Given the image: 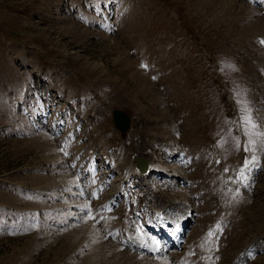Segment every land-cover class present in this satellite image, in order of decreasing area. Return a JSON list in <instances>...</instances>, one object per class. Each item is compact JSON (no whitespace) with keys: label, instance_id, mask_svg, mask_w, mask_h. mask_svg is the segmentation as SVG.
I'll use <instances>...</instances> for the list:
<instances>
[{"label":"rangeland","instance_id":"obj_1","mask_svg":"<svg viewBox=\"0 0 264 264\" xmlns=\"http://www.w3.org/2000/svg\"><path fill=\"white\" fill-rule=\"evenodd\" d=\"M262 85L264 0H0V264H171L176 199L192 240L234 212L229 261L264 233V172L236 181Z\"/></svg>","mask_w":264,"mask_h":264},{"label":"water","instance_id":"obj_2","mask_svg":"<svg viewBox=\"0 0 264 264\" xmlns=\"http://www.w3.org/2000/svg\"><path fill=\"white\" fill-rule=\"evenodd\" d=\"M114 122L117 128L121 132H125L131 127V118L129 114L122 109H114ZM137 167L142 173H147L149 171L150 162L149 159L145 156L136 155L135 156Z\"/></svg>","mask_w":264,"mask_h":264},{"label":"bare ground","instance_id":"obj_3","mask_svg":"<svg viewBox=\"0 0 264 264\" xmlns=\"http://www.w3.org/2000/svg\"><path fill=\"white\" fill-rule=\"evenodd\" d=\"M157 168H158V169H161L159 165H157V164H155V163L151 164V170H152V171H153V170H154V171H157ZM157 172H159V171H157ZM176 201L178 202L179 200L176 199ZM169 203H170V202H169ZM169 203H168V204H169ZM180 214H181V213H180Z\"/></svg>","mask_w":264,"mask_h":264},{"label":"snow or ice","instance_id":"obj_4","mask_svg":"<svg viewBox=\"0 0 264 264\" xmlns=\"http://www.w3.org/2000/svg\"><path fill=\"white\" fill-rule=\"evenodd\" d=\"M245 119H246V120H249V118H248V117H245ZM249 122H250V120H249ZM209 235H211V233H210Z\"/></svg>","mask_w":264,"mask_h":264}]
</instances>
